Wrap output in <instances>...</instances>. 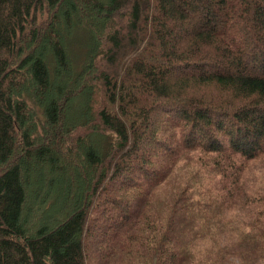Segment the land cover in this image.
I'll use <instances>...</instances> for the list:
<instances>
[{
	"label": "trees",
	"instance_id": "1",
	"mask_svg": "<svg viewBox=\"0 0 264 264\" xmlns=\"http://www.w3.org/2000/svg\"><path fill=\"white\" fill-rule=\"evenodd\" d=\"M263 151L264 0H0V264H264Z\"/></svg>",
	"mask_w": 264,
	"mask_h": 264
},
{
	"label": "rangeland",
	"instance_id": "2",
	"mask_svg": "<svg viewBox=\"0 0 264 264\" xmlns=\"http://www.w3.org/2000/svg\"><path fill=\"white\" fill-rule=\"evenodd\" d=\"M76 6L78 7V11H81L82 9H80L79 10V4L77 5L76 4ZM80 36H78V39L80 40ZM40 44H42V45H44L45 43H43V41H42V43H40ZM76 45V44H75ZM207 68V67H206ZM70 83V82H69ZM69 87V86H68ZM53 93H51V92H47V97H53ZM60 108V116H59V119H58V122H57V126H51V128H54V129H60L61 128V126H62V123H61V121H62V118H63V116H67L68 118H71V115L69 114V111H67V110H63L61 107H59ZM64 127H66V125L64 126ZM53 140H51V142H52ZM47 142L48 141H46V140H43V142H41V144H46L47 145ZM49 145V147L51 148V150L53 151V152H55V153H57V154H59L60 156H61V159L59 160V164L62 166V167H64V168H67V166H69L70 167V165L71 164H78V165H81L79 162H78V160H79V158H77V157H75L74 155H65V154H63L64 153V151H63V148L67 145V141L66 140H64V141H62L61 142V144H59V143H56V144H54V143H51V144H48ZM19 151V150H18ZM31 163H32V161H31ZM33 164V163H32ZM83 165V164H82ZM48 168V165L47 164H42L41 165V171H39L38 172V178H37V180L38 181H41L42 180V178H43V175L46 173L45 171H43V170H45V169H47ZM71 168V167H70ZM83 168V167H82ZM84 169H85V167H84ZM248 175H250V178L251 179H255L256 180V182H263V187H264V176L263 177H261V173H258V171L259 170H264V151H263V155H262V161L261 160H259V159H257L256 161H253V162H251L250 164H249V166H248ZM48 170V169H47ZM48 176H51V177H53V178H55L56 179V181L58 182V184L59 183H62L63 181L64 182H69V179H68V177L67 176H65V175H57V174H54V173H50V172H47L46 173ZM32 175V174H31ZM26 190L28 191V194L31 196V194L32 193H36L37 194V189H35L34 190V192L32 191V188H31V186H29V185H27V187H26ZM69 190H66L61 196H60V199H61V197H62V199L63 200H68L69 199ZM39 194V193H38ZM40 200H41V197L39 196V197H37L36 198V200L34 201V202H37L38 204L40 203ZM60 201V200H59ZM34 202H32V200H31V197H28V200H27V206H33V203ZM58 205V204H57ZM36 214L35 213H31V214H29L28 216H29V219H30V221H32V219H34V216H35ZM36 217V216H35ZM89 227L91 228V227H93L92 225H90L89 224ZM98 236H93V237H91V241H90V243H89V245L88 246H93V244L94 243H96L97 241H98Z\"/></svg>",
	"mask_w": 264,
	"mask_h": 264
},
{
	"label": "clouds",
	"instance_id": "3",
	"mask_svg": "<svg viewBox=\"0 0 264 264\" xmlns=\"http://www.w3.org/2000/svg\"><path fill=\"white\" fill-rule=\"evenodd\" d=\"M261 175L264 176V170L261 171ZM238 212V209H231L226 216L230 220L233 213L238 214ZM236 242L231 237H225L223 239L212 236L193 237L187 241L185 248L188 255V264H211V256L214 250L221 246L231 247ZM227 264H244V262L239 256L232 255L228 257Z\"/></svg>",
	"mask_w": 264,
	"mask_h": 264
}]
</instances>
